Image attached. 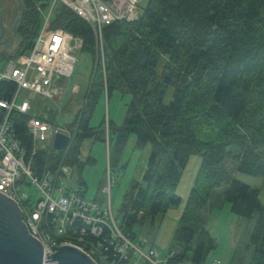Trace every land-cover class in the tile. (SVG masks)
<instances>
[{"label": "trees", "instance_id": "trees-1", "mask_svg": "<svg viewBox=\"0 0 264 264\" xmlns=\"http://www.w3.org/2000/svg\"><path fill=\"white\" fill-rule=\"evenodd\" d=\"M41 1L48 0L36 2ZM53 15L49 28L82 39L79 53L90 56L92 68L82 108L63 127L71 136L70 147L37 153L39 164L76 168L78 184L85 189L81 173L95 161L88 156L81 162L83 141H107L109 167L130 135L137 145L150 144L142 179L130 183L118 210V228L133 243L134 229L147 223L151 229L158 216L180 204L175 190L180 176L187 160L200 156L164 264H204L215 250L201 213L217 189L222 191L211 208L228 204L238 218L256 217L248 264H264V206L257 190L234 177L240 173L264 180V0H146L136 21L113 22L102 30L103 68L90 27L61 6ZM40 24L33 6L20 26L18 50L3 59L28 52ZM171 89V101L165 104ZM13 90V83L0 82V99H9ZM115 92L130 96L123 123L118 127L102 120L92 129L97 100ZM45 101H32L29 114L14 111L9 116L16 139L29 153L28 121L57 127L56 112ZM62 112H69L67 105Z\"/></svg>", "mask_w": 264, "mask_h": 264}, {"label": "built area", "instance_id": "built-area-1", "mask_svg": "<svg viewBox=\"0 0 264 264\" xmlns=\"http://www.w3.org/2000/svg\"><path fill=\"white\" fill-rule=\"evenodd\" d=\"M140 1H41L36 9L41 24L30 50L9 58L3 71L0 70V82H11L15 87L9 99H0V192L16 203L22 215L21 222L46 254H54L62 244H67L82 250L96 264H140L141 261L160 264L155 260L153 250L143 252L132 243L129 234L124 235L118 228L109 199L106 207L98 206L95 200L85 197L79 184L72 185L73 169L63 163L53 169L47 164H39L37 153L55 152L52 140L57 134L70 138L65 128L32 118L27 124L32 144L29 153L16 139L9 119L14 111L29 114L31 97L42 101L60 98L73 74L74 55L79 53L83 41L63 29L49 28L58 6L66 8L90 27L95 52L103 68L102 30L113 22L130 24L136 21ZM20 92L24 93L22 98ZM110 175L108 172L106 176V192L114 183ZM27 189L35 190L36 200L33 201Z\"/></svg>", "mask_w": 264, "mask_h": 264}, {"label": "rangeland", "instance_id": "rangeland-1", "mask_svg": "<svg viewBox=\"0 0 264 264\" xmlns=\"http://www.w3.org/2000/svg\"><path fill=\"white\" fill-rule=\"evenodd\" d=\"M145 5L146 0H141L138 3V16L141 15ZM74 58L73 74L69 77L70 79H68L60 98H57L55 101L44 102L56 112V125L61 128L66 125L68 126L72 122L73 114L82 108L85 90L90 82L89 74H91L92 68L90 56L76 53ZM7 61L8 59L2 60L0 58L1 71H3ZM20 93V98H22L24 93ZM171 95L172 89L168 90L163 99L165 104L170 103ZM31 99L32 101L36 99L40 100L38 97H31ZM129 99L130 96H121L117 92L113 93L109 99H106L105 95L102 94L97 100L89 126L94 129L102 120L107 122L109 119L119 127L123 123L124 112L126 111ZM66 105L69 112H62L63 107ZM108 149L107 141L96 142L95 144L89 140L83 141L80 152L81 162H84L90 156L94 159L95 164L84 167L80 179L86 188H81L83 193H85V197L88 200H95L98 206L106 207L109 199L112 217L118 221L120 202H122L123 196L126 193L125 191L129 188L130 183L132 181H141V176L147 168L146 163L151 153V145H137L135 137L130 135L122 149V154L117 159H112L110 167L108 166L110 158ZM116 160L117 162L115 163ZM186 164L187 166L181 174V179L175 189L176 195L180 198V204L174 208H170L165 212L163 217L158 216L155 219V225L151 229H149L148 223L141 228L134 229L136 239H134L133 243L143 252L153 250L152 252L156 255L155 260L160 264H164L169 255L171 238L176 230L185 200L188 198L190 187L193 185L195 174L200 167V156H191ZM108 172H111L110 178L114 179V183L111 189L106 192L105 189L108 186L106 176H108ZM77 177L78 173L75 168L73 169V177L71 178L72 185H78ZM234 177L238 182L244 183L251 190H257V199L264 206V180L261 177L251 178L240 173H234ZM221 191L222 189L215 190L213 196L208 199L209 206L201 213L205 221L204 227H206V230L216 244L215 250L211 251L204 264L217 262L218 264H248L252 256L251 247H248L249 235H251L254 228L253 224L256 217L254 216L252 220L238 218L229 212L230 208L228 204L211 208L210 205L213 204L214 197ZM27 192L32 195L33 201L37 199L38 195L35 190L27 189ZM117 225L119 226V221ZM139 243H143L144 246L140 247Z\"/></svg>", "mask_w": 264, "mask_h": 264}, {"label": "water", "instance_id": "water-1", "mask_svg": "<svg viewBox=\"0 0 264 264\" xmlns=\"http://www.w3.org/2000/svg\"><path fill=\"white\" fill-rule=\"evenodd\" d=\"M52 143L56 153L70 144L63 134H57ZM21 218L16 203L0 192V264H96L82 250L67 244H62L54 254L44 253Z\"/></svg>", "mask_w": 264, "mask_h": 264}, {"label": "flooded vegetation", "instance_id": "flooded-vegetation-1", "mask_svg": "<svg viewBox=\"0 0 264 264\" xmlns=\"http://www.w3.org/2000/svg\"><path fill=\"white\" fill-rule=\"evenodd\" d=\"M38 0H0V58L11 56L19 47L24 19ZM37 11V10H36Z\"/></svg>", "mask_w": 264, "mask_h": 264}, {"label": "crops", "instance_id": "crops-1", "mask_svg": "<svg viewBox=\"0 0 264 264\" xmlns=\"http://www.w3.org/2000/svg\"><path fill=\"white\" fill-rule=\"evenodd\" d=\"M66 86V85H65ZM64 90V89H63ZM63 92V91H62Z\"/></svg>", "mask_w": 264, "mask_h": 264}]
</instances>
